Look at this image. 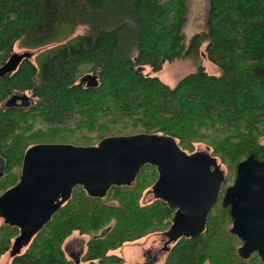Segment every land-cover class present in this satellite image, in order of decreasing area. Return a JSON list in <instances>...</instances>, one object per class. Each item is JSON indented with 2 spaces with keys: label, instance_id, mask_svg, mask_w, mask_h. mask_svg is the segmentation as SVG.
Wrapping results in <instances>:
<instances>
[{
  "label": "trees",
  "instance_id": "1",
  "mask_svg": "<svg viewBox=\"0 0 264 264\" xmlns=\"http://www.w3.org/2000/svg\"><path fill=\"white\" fill-rule=\"evenodd\" d=\"M207 2L205 29L184 47L185 0H0V66L15 43L48 47L35 63L23 59L0 78V194L17 183L23 154L35 144L91 146L109 136L158 133L187 153L204 145L231 173L251 153L263 159L264 0ZM80 26L86 32L71 36ZM186 58L194 71L174 86L139 68L159 71ZM205 59L217 75L206 73ZM84 74L96 75L98 85L86 87ZM15 93L29 106L6 107ZM224 177L204 230L172 243L164 264H264L256 253L238 256L241 242L220 203ZM156 178L145 165L132 186L112 187L103 198L75 187L11 264H75L64 250L74 232L89 236L79 264H122L115 250L171 224L165 202L140 201ZM17 234L0 225V257Z\"/></svg>",
  "mask_w": 264,
  "mask_h": 264
},
{
  "label": "water",
  "instance_id": "2",
  "mask_svg": "<svg viewBox=\"0 0 264 264\" xmlns=\"http://www.w3.org/2000/svg\"><path fill=\"white\" fill-rule=\"evenodd\" d=\"M32 55L11 53L0 66V78ZM79 81L86 87L98 85L94 74H85ZM22 96V106L28 107V97ZM13 100H6L5 106H15ZM145 165L157 172L149 192L174 211L169 228L161 234L162 251H169L180 238L199 235L225 180L224 170L207 149L187 153L175 138L158 133L109 136L91 146L35 144L23 154L17 183L0 194V218L18 229L9 256L28 246L75 187L89 197L103 198L112 187L132 186ZM221 206L229 208V232L241 242L238 256L247 260L256 253L264 262V158L251 153L237 163ZM75 261L79 264L78 258Z\"/></svg>",
  "mask_w": 264,
  "mask_h": 264
},
{
  "label": "rangeland",
  "instance_id": "3",
  "mask_svg": "<svg viewBox=\"0 0 264 264\" xmlns=\"http://www.w3.org/2000/svg\"><path fill=\"white\" fill-rule=\"evenodd\" d=\"M186 12L185 20L182 28V44L186 47L189 43L190 38L199 32H202L205 28V18L206 12L208 9L207 0H185ZM86 32L85 26L78 27L71 36L83 34ZM48 47H41L35 49L21 48L19 43H15L12 49V53H21L25 51L32 52V57L29 58L31 62L35 63L38 59V55L41 54ZM201 52H204V45L201 47ZM11 55V54H10ZM8 59V58H7ZM199 62L202 59L198 58ZM141 71L150 76L158 77L162 82L169 86H174L178 80L188 73L194 71V65L192 58L179 59L172 63H165L161 70L154 71L149 66L139 67ZM138 68V69H139ZM204 68L206 73L209 75H217V68L207 59L204 60ZM85 75V74H84ZM83 76V75H82ZM81 76V77H82ZM23 96H18L17 93L11 95L8 100L14 98L13 102L15 107L22 105ZM30 103V99L27 100ZM32 103V101H31ZM41 127V126H38ZM205 150L204 145L195 144L193 148L194 151ZM189 153V152H188ZM0 166V170H1ZM221 168L227 174L228 179L226 180V185L232 184L235 176V172L231 173L227 168L221 165ZM146 189L141 197V204L145 202H150L153 200L151 193H148ZM219 203V202H218ZM221 203V199H220ZM4 224L2 218H0V225ZM162 233H152L138 239L137 241L124 244L121 248L114 251L115 254L122 258V264H164L167 257V252L162 251V247L165 241V238L161 235ZM17 236V235H16ZM89 236L80 235L78 232H74L64 243L66 255L69 258L74 259L73 257L79 258V255L84 251L86 242L88 241ZM12 239V243H13ZM12 245V244H11ZM171 246V245H170ZM11 248V247H10ZM22 251V250H21ZM72 257H71V256ZM11 258L9 256V251L6 252L3 256L0 257V264H11Z\"/></svg>",
  "mask_w": 264,
  "mask_h": 264
},
{
  "label": "flooded vegetation",
  "instance_id": "4",
  "mask_svg": "<svg viewBox=\"0 0 264 264\" xmlns=\"http://www.w3.org/2000/svg\"><path fill=\"white\" fill-rule=\"evenodd\" d=\"M28 60H30V59H28ZM17 95H18V96H19V95L22 96V95H24V94L17 93ZM8 98H9V97H8ZM8 98H7V100H8ZM13 107H14V106H13ZM17 107H23V106L17 104ZM70 256H71V255H70ZM71 257H72V256H71ZM73 258L75 259L76 257H73Z\"/></svg>",
  "mask_w": 264,
  "mask_h": 264
}]
</instances>
